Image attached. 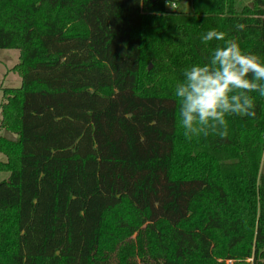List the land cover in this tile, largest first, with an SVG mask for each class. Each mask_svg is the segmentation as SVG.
<instances>
[{"label":"trees","instance_id":"16d2710c","mask_svg":"<svg viewBox=\"0 0 264 264\" xmlns=\"http://www.w3.org/2000/svg\"><path fill=\"white\" fill-rule=\"evenodd\" d=\"M164 1L0 0V264H264V97L189 140L174 95L209 30L264 62V0Z\"/></svg>","mask_w":264,"mask_h":264},{"label":"clouds","instance_id":"9594fccd","mask_svg":"<svg viewBox=\"0 0 264 264\" xmlns=\"http://www.w3.org/2000/svg\"><path fill=\"white\" fill-rule=\"evenodd\" d=\"M243 30L245 25H237ZM202 41H223L205 64H194L183 72L184 79L175 85L179 103L180 125L191 140L201 135L228 136V116L252 117L255 101L252 93L264 97V62L241 50L237 39H226L216 29L202 36Z\"/></svg>","mask_w":264,"mask_h":264},{"label":"rangeland","instance_id":"374dc122","mask_svg":"<svg viewBox=\"0 0 264 264\" xmlns=\"http://www.w3.org/2000/svg\"><path fill=\"white\" fill-rule=\"evenodd\" d=\"M246 2L248 0H242ZM169 10L172 8L167 7ZM179 12H190V0H177L175 8ZM18 51L15 49H0V103L2 102V90H7L19 86V75L12 67L18 62ZM149 64H147L148 67ZM148 69V68H147ZM4 129L0 127V136ZM0 161H4V156L0 153ZM259 173L264 174V151L259 164ZM4 177L0 175V178ZM232 261H230L231 264ZM228 264V263H227Z\"/></svg>","mask_w":264,"mask_h":264},{"label":"water","instance_id":"95a60500","mask_svg":"<svg viewBox=\"0 0 264 264\" xmlns=\"http://www.w3.org/2000/svg\"><path fill=\"white\" fill-rule=\"evenodd\" d=\"M147 68H150V64L148 65ZM1 137H2L4 140H7V141H14V140H15L14 137H13L8 131H6V130H4V131L2 132Z\"/></svg>","mask_w":264,"mask_h":264},{"label":"built area","instance_id":"2783aa9c","mask_svg":"<svg viewBox=\"0 0 264 264\" xmlns=\"http://www.w3.org/2000/svg\"><path fill=\"white\" fill-rule=\"evenodd\" d=\"M164 5H165V7L167 8V7H170V8H172V9H174L175 8V2L174 1H164ZM168 9V8H167ZM169 10V9H168ZM171 10V9H170ZM226 263H228V264H230V261H227Z\"/></svg>","mask_w":264,"mask_h":264},{"label":"crops","instance_id":"0c3cea01","mask_svg":"<svg viewBox=\"0 0 264 264\" xmlns=\"http://www.w3.org/2000/svg\"><path fill=\"white\" fill-rule=\"evenodd\" d=\"M176 6H177V2L175 3V8H176Z\"/></svg>","mask_w":264,"mask_h":264}]
</instances>
